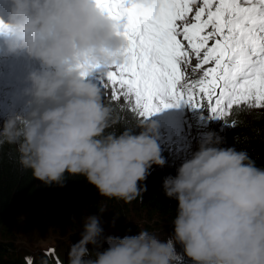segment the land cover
I'll use <instances>...</instances> for the list:
<instances>
[{"label": "clouds", "instance_id": "9594fccd", "mask_svg": "<svg viewBox=\"0 0 264 264\" xmlns=\"http://www.w3.org/2000/svg\"><path fill=\"white\" fill-rule=\"evenodd\" d=\"M10 5L7 31L0 34L7 50L22 51L50 70L29 73V111L3 120L0 144L15 145L20 165L45 185L63 186L66 174L83 176L102 198H142L145 189L138 182L153 165L165 163L155 123L137 120L141 131L135 135L108 131L122 119L117 121L100 87L76 70L85 61H121L126 42L114 22L93 0ZM218 142L208 133L205 144ZM162 186L178 202L171 240L141 230L110 238L107 249L91 252L102 228L97 216H86L68 264H177L175 243L192 264H264V168L249 162L245 152L202 145Z\"/></svg>", "mask_w": 264, "mask_h": 264}, {"label": "snow or ice", "instance_id": "6c2138e0", "mask_svg": "<svg viewBox=\"0 0 264 264\" xmlns=\"http://www.w3.org/2000/svg\"><path fill=\"white\" fill-rule=\"evenodd\" d=\"M93 3L126 46L119 63L85 61L76 70L86 79L103 69L100 89L113 111L144 121L184 104L227 126L234 109L264 112V0Z\"/></svg>", "mask_w": 264, "mask_h": 264}, {"label": "trees", "instance_id": "16d2710c", "mask_svg": "<svg viewBox=\"0 0 264 264\" xmlns=\"http://www.w3.org/2000/svg\"><path fill=\"white\" fill-rule=\"evenodd\" d=\"M102 73L103 69H99L90 75L92 82L98 87H100L99 78ZM104 102L108 105L107 101ZM113 112L117 121L122 119V122H118L108 131L117 135L124 131L135 135L141 131L139 127L135 126L138 119L130 112L119 109ZM188 114L190 125L193 127L199 125L196 117H208L207 112L197 109L189 110ZM3 120V115H0V125ZM144 121L155 123L156 142L165 163L163 166L153 165L149 169L147 178L143 182H138V187L145 189L142 198L138 197L130 203L115 198H102L95 186L88 183L83 176H68L66 174L63 186L45 185L34 179L31 172L20 165L15 145L0 144V264H27V261L12 250L9 243L4 242L11 237L13 228L20 222L21 216L27 218L26 220H32L35 215H45L52 229H63L74 223H77L78 227L81 226L79 221L83 217L80 218V215L87 209L99 211L98 209L108 208L109 211L119 212V215H123V209L139 207V210L146 215L147 222H159L163 226L166 225L168 229L174 230L172 220L176 216L178 202L175 198L165 195L162 185L165 177H174L177 174V169L182 163L174 159L173 151L159 142L163 124L158 114L155 113ZM202 121H204L203 118ZM215 121L218 122L215 124L220 126V132L219 135L213 133L214 124L212 134L213 139L219 142L208 145L205 144L207 136L200 137L196 152L202 145L223 149L232 148L245 152L249 157V162L258 168H264V112L255 111L249 114L246 111L234 109L229 118V124L231 125L232 121H235V126H227L220 120ZM134 231L138 230L130 225L120 227L119 234L123 238L130 236ZM103 232L104 228H102ZM106 240L107 238H103L101 235L96 246L89 245V251H104L110 244H107ZM174 246L177 245L174 244ZM174 249L181 264H192V261L184 255L183 248L181 250ZM31 264H68V257L60 255L53 260L45 258L31 261Z\"/></svg>", "mask_w": 264, "mask_h": 264}, {"label": "rangeland", "instance_id": "374dc122", "mask_svg": "<svg viewBox=\"0 0 264 264\" xmlns=\"http://www.w3.org/2000/svg\"><path fill=\"white\" fill-rule=\"evenodd\" d=\"M4 59V55H0V66ZM5 66V64H3ZM16 69V68H15ZM1 77V76H0ZM14 77V71L9 75L11 80ZM88 76L86 80H91ZM10 92L11 89H9ZM17 91H13L16 94ZM19 93H26V90L19 91ZM30 97L26 102L17 110H9L6 104L3 103L2 96L0 95V115H3L6 119L9 115H16L18 117H25L30 108ZM182 111L188 113V110L195 111L196 109H187L186 106L180 107ZM162 121V134L159 142L165 147H168L170 151H173L174 159H177L180 163L190 159L198 148V139L203 136H207L208 133H212V126L215 123V119H209L208 117L202 118L196 117V121L199 123L197 127L190 125L189 114L183 115L176 111L175 108L164 109L157 113ZM220 122V121H219ZM215 130L213 133L219 135L220 126L215 124ZM213 128V129H214ZM101 211H95L93 209H87L80 215L97 216L99 219L100 227L104 228L102 233L103 238H107L106 243H110V238H121L120 227L132 226L138 231H134L130 236H135L141 230H146L150 234L156 236L160 240H171L173 229H168L166 225H162L159 222L149 221L147 222L143 211L139 210V207H129L123 209V215H119V212L109 211L108 208H103ZM25 216V215H24ZM21 216L20 222L13 228L11 237L5 240V243H9L12 250L22 257L26 261V258H30L31 261L42 260L48 258L49 260L56 259L58 256L63 255L68 257V252L72 244L79 241L81 232L83 230V219L79 221L81 226L78 227L77 223L64 227L63 229H52L47 222L45 215H35L32 220H26ZM78 219V218H77ZM76 219V220H77ZM149 229V230H148ZM75 239L73 242L71 240ZM174 248L181 250L182 245L175 243ZM49 249L54 250L49 253ZM178 261V260H177Z\"/></svg>", "mask_w": 264, "mask_h": 264}, {"label": "bare ground", "instance_id": "6f19581e", "mask_svg": "<svg viewBox=\"0 0 264 264\" xmlns=\"http://www.w3.org/2000/svg\"><path fill=\"white\" fill-rule=\"evenodd\" d=\"M11 74V73H10Z\"/></svg>", "mask_w": 264, "mask_h": 264}]
</instances>
